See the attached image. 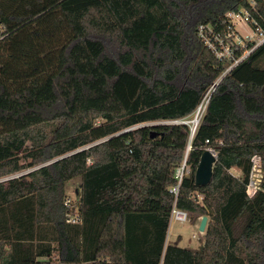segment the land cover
Returning a JSON list of instances; mask_svg holds the SVG:
<instances>
[{
    "label": "trees",
    "instance_id": "16d2710c",
    "mask_svg": "<svg viewBox=\"0 0 264 264\" xmlns=\"http://www.w3.org/2000/svg\"><path fill=\"white\" fill-rule=\"evenodd\" d=\"M231 13L264 31V0H0V179L18 176L0 182V264H264V180L246 193L251 157L264 166V44L228 71L199 33L216 45ZM214 86L193 137L168 123ZM175 205L208 218L198 249L166 245Z\"/></svg>",
    "mask_w": 264,
    "mask_h": 264
},
{
    "label": "built area",
    "instance_id": "2783aa9c",
    "mask_svg": "<svg viewBox=\"0 0 264 264\" xmlns=\"http://www.w3.org/2000/svg\"><path fill=\"white\" fill-rule=\"evenodd\" d=\"M229 18L231 19V25L235 29V23L232 18L234 17H240L245 20L247 25L252 29L253 34L247 37H239L237 34V30L235 29V33L228 35L225 39L220 37L219 35H214L213 39L216 43L214 45L210 41L206 40L205 38V28H200V37L204 39L205 43L208 45V47L213 51L215 56L218 59L222 58H228L229 60H232V67L228 70L230 71L233 67L238 65L242 60L247 58L255 49L260 47L261 45L264 44V31L261 28H254L253 25H256L255 21H251L249 14L243 13V14H229ZM209 29V28H208ZM246 43H250L252 45L250 50H245L243 54L241 55L240 58H236V50H241L246 46ZM215 90V86L210 90L207 94V96L204 98L203 103L200 105V107L197 109L195 112V117H199L201 120L205 110L206 106L209 102L211 93ZM194 117V118H195ZM199 120V122H200ZM169 124H184V125H189L191 127L192 134L195 133V130L198 126L193 123V120H179V121H174V122H168ZM213 154V156H216V153H214L212 150H210ZM186 164L184 163L182 167L177 171L176 173V179L178 180V183L175 188L171 190V193L178 197L179 194V189L182 184L183 176L186 173ZM14 177L18 176H10L6 178L0 179V182H5L7 180H10ZM264 180V166H263V161H262V156L260 154H254L251 159H250V172L248 174V182H247V187H246V193L249 197H253L257 191L261 189V184ZM66 206L67 203L65 204ZM180 222V223H185V222H190V215L188 212L180 210L176 207V205L173 207L172 212H171V217H170V224L173 222ZM68 222L69 223H77L78 218L74 215H70L68 217Z\"/></svg>",
    "mask_w": 264,
    "mask_h": 264
},
{
    "label": "rangeland",
    "instance_id": "374dc122",
    "mask_svg": "<svg viewBox=\"0 0 264 264\" xmlns=\"http://www.w3.org/2000/svg\"><path fill=\"white\" fill-rule=\"evenodd\" d=\"M232 19L235 23V29L237 30V34L239 35V37L243 38L253 34L252 29L247 25V23L243 18L240 19V17H234ZM255 67L258 69H264V57L255 64ZM194 117L195 115L188 120L192 121L194 120ZM146 125H152V124H146ZM38 132L39 130L34 131L35 134H37ZM231 173L234 176L242 178L240 171L237 169H233ZM80 185H81L80 178H75L69 181L68 183H66L65 185L66 203L68 207L70 208L74 207L76 210L79 207L78 194H79ZM201 219L202 218H199L196 224L192 223L191 221L185 223L173 221L169 226V231L167 235V245L169 244L180 248L198 249L202 245L206 233V232L201 233L199 231ZM53 264H64V263L59 262L56 256V258H54Z\"/></svg>",
    "mask_w": 264,
    "mask_h": 264
},
{
    "label": "water",
    "instance_id": "95a60500",
    "mask_svg": "<svg viewBox=\"0 0 264 264\" xmlns=\"http://www.w3.org/2000/svg\"><path fill=\"white\" fill-rule=\"evenodd\" d=\"M129 130H126L128 132ZM194 134H192L193 137ZM154 137V136H152ZM217 158L213 156L212 152L210 150H206L200 159L199 165L197 167L196 173H195V183L198 186H206L208 185L213 177L214 172V166L216 163ZM208 223L207 217H202L199 231L201 233H205L206 227ZM167 245V241H166Z\"/></svg>",
    "mask_w": 264,
    "mask_h": 264
},
{
    "label": "bare ground",
    "instance_id": "6f19581e",
    "mask_svg": "<svg viewBox=\"0 0 264 264\" xmlns=\"http://www.w3.org/2000/svg\"><path fill=\"white\" fill-rule=\"evenodd\" d=\"M199 120H200L199 117H197V118L195 117L194 120H193V123L195 125H197V124H199Z\"/></svg>",
    "mask_w": 264,
    "mask_h": 264
}]
</instances>
